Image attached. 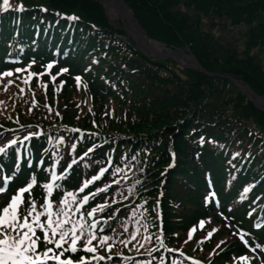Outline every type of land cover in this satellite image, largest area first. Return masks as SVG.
Returning <instances> with one entry per match:
<instances>
[{"label":"trees","instance_id":"1","mask_svg":"<svg viewBox=\"0 0 264 264\" xmlns=\"http://www.w3.org/2000/svg\"><path fill=\"white\" fill-rule=\"evenodd\" d=\"M124 1L149 37L264 96V0ZM10 3L0 0V74L14 73L0 80V133H42L20 170L17 148L0 168L13 185L35 181L25 201L55 209L68 192L90 195L80 214L112 238L96 264H234L248 250L228 221L264 260V112L229 80L150 58L96 0ZM28 72L46 74L25 84Z\"/></svg>","mask_w":264,"mask_h":264},{"label":"snow or ice","instance_id":"2","mask_svg":"<svg viewBox=\"0 0 264 264\" xmlns=\"http://www.w3.org/2000/svg\"><path fill=\"white\" fill-rule=\"evenodd\" d=\"M11 7L10 0H2L3 10H8ZM19 10H23L22 5L19 6ZM68 19L75 20L77 17L71 16ZM53 66L50 63L47 68L51 70ZM27 71L24 68L15 70L16 73ZM67 71V69H61L58 75ZM44 74L46 73L28 72L23 83L27 84L33 77ZM13 75L12 71L3 72L0 74V80ZM55 80L56 76H52V81L55 82ZM13 83V80H8L5 91ZM20 91L23 92L24 89L21 88ZM0 104L3 102L0 101ZM28 138L25 137V139ZM16 144L17 141L13 140L12 145ZM4 152L5 150L0 148V153ZM99 179V176L93 177V180ZM34 183L35 181H33ZM33 184L21 188L19 194L13 195L10 202L0 209V264H92L93 260H104L105 256L96 255L98 247L107 246L108 241L112 238L108 235L98 237L96 232L98 222L88 221L84 215L80 214L81 204L89 203L88 197L85 196L82 201H78L74 193L68 192L55 209H53L52 203L48 202L46 205H42V210H38L34 200L25 201V193L30 192ZM87 186L85 184V187ZM46 187L51 192L53 185L48 184ZM3 191L4 188L0 185V193ZM100 191L103 192L106 189H100ZM98 210L103 211L104 206L102 205L99 209L93 208L91 211L85 210L86 216L92 217ZM42 216L45 217L43 221L41 220ZM38 231L42 233V236L37 235ZM135 239V236L131 238V240ZM150 239L149 237L148 240ZM93 241H97V245L94 246ZM130 242L121 241L124 244ZM140 246L143 247V244ZM78 253L91 255H80L73 258L72 254Z\"/></svg>","mask_w":264,"mask_h":264},{"label":"water","instance_id":"3","mask_svg":"<svg viewBox=\"0 0 264 264\" xmlns=\"http://www.w3.org/2000/svg\"><path fill=\"white\" fill-rule=\"evenodd\" d=\"M97 1L106 7L105 2H107V0H97ZM111 1L112 2H110V4L112 5V10L122 17L123 24L125 25V32L130 37H132L133 40L139 43V45H141L143 51H148L151 57H153L154 59H166V60L172 59L182 67L195 70L197 72L205 74L206 76L230 80L241 90L244 91V93L247 95L250 101L260 111L264 112V107L258 104L259 100L264 102V96L257 93L256 90L251 85L245 83L244 81L237 80L236 78H234L229 74L208 72L205 68H203V66L199 63V61L194 56L192 51L188 48H186L185 50H174L167 47V45L161 42L151 39L148 36L145 29L140 25L139 21L135 18L133 11L124 0H116L117 3H114L113 0ZM151 44H154L160 47L161 50L166 51L167 52L165 53L166 55L161 56L159 53H157V51L151 48ZM180 55L184 57L187 62H183L182 60H180L178 58Z\"/></svg>","mask_w":264,"mask_h":264},{"label":"rangeland","instance_id":"4","mask_svg":"<svg viewBox=\"0 0 264 264\" xmlns=\"http://www.w3.org/2000/svg\"><path fill=\"white\" fill-rule=\"evenodd\" d=\"M109 17L112 18V19H114V18L117 19L118 16H117V14L113 13V11H112V12H109ZM114 20H115V19H114ZM157 53H159L161 56L166 55L165 53L158 52V51H157ZM178 58H179L180 60H182L183 62H187L186 59H185L184 57H182L181 55H180ZM20 136H21V135H14V136H10V137H8V138L5 139V140L0 141V148L5 147L6 144H7L9 141L14 140V139H17V138H20ZM3 188H4V191H3L2 193H0V196H1V199H0L1 202H0V203H1V205L4 204V200H3V199H5V187H3ZM230 228H231V227H230ZM233 230L236 231L235 228H233ZM234 231H233V232H234ZM237 234H238V235H237ZM234 235H235V234H234ZM235 237L239 238L240 241H241L240 234H239L238 232L236 233ZM242 243L246 244V243H247V240H246V239H243V240H242ZM247 258H248V259H245L244 262H243V264H253V263H255V264H262L261 261H260V259L258 258V256H256V255L253 254V253H250V254L247 256Z\"/></svg>","mask_w":264,"mask_h":264},{"label":"bare ground","instance_id":"5","mask_svg":"<svg viewBox=\"0 0 264 264\" xmlns=\"http://www.w3.org/2000/svg\"><path fill=\"white\" fill-rule=\"evenodd\" d=\"M110 2H112L111 0H107V2H105V4L107 5V7H109L108 11L109 12H112V5L110 4ZM114 3H117L116 0H113ZM114 5V4H113ZM151 48L154 49L155 51H158V52H162V53H167L166 51L164 50H161L160 47L154 45V44H151ZM257 98V97H256ZM260 106L264 107V102H262L261 100H259V103H258Z\"/></svg>","mask_w":264,"mask_h":264}]
</instances>
